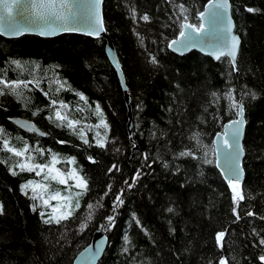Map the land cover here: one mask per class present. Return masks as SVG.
<instances>
[{
    "label": "trees",
    "instance_id": "obj_1",
    "mask_svg": "<svg viewBox=\"0 0 264 264\" xmlns=\"http://www.w3.org/2000/svg\"><path fill=\"white\" fill-rule=\"evenodd\" d=\"M207 1L103 0L104 26L130 97L131 133L128 107L103 38L0 35V79L29 82L15 94L0 85V264H72L97 228L109 242L98 264H218L222 257L228 264H264L259 243L264 238V0H229L240 38L237 72L226 56L214 61L197 51L177 55L168 47L184 22L177 5H184L188 23L199 24ZM229 90L243 103L245 120V198L235 204L216 167L213 145L224 124L237 118L224 95ZM97 105L102 117L95 113ZM56 110L78 121L75 129L67 127V120H57ZM13 117L33 121L45 135L36 138L22 131L10 121ZM101 119L107 129L95 127ZM193 133L199 134L200 145L189 139ZM97 139H105V147ZM5 140L17 149L27 146L25 157L36 164L50 163L55 154L61 172L76 170L87 180L80 207L69 219L43 222L39 212L51 213L52 208L21 190L41 178L16 167L25 157L8 152ZM189 148L200 159L178 157ZM205 152L211 163L205 162ZM71 158L75 163L68 162ZM112 165L118 170L109 172ZM48 184L49 194L63 186ZM118 195L123 203L113 210ZM108 216L114 217L111 226ZM223 230L221 249L215 234Z\"/></svg>",
    "mask_w": 264,
    "mask_h": 264
},
{
    "label": "snow or ice",
    "instance_id": "obj_2",
    "mask_svg": "<svg viewBox=\"0 0 264 264\" xmlns=\"http://www.w3.org/2000/svg\"><path fill=\"white\" fill-rule=\"evenodd\" d=\"M16 4L20 3V0H14ZM6 3V0H5ZM102 3V0H89V2L82 7L87 10V18L90 20L89 24V30L86 32L87 35H95L98 36L101 31H104L102 20L100 19V13L99 8L100 4ZM6 7L8 9H11L12 4H7ZM67 3L64 2V0H61L59 4H57V0H47L46 3L37 4L35 0H33L32 8L38 9V8H48V9H65L67 8ZM177 7L180 9V14L183 16V21L180 25V31H179V40H172L169 44V47L173 46H180L183 49H190L197 47L199 43L202 42V37L205 33L211 34L213 30L217 29L218 24L223 20V18L226 16V10L229 7L228 0H222V2H215L213 3V11H211L208 15V25L209 27H205V13L200 12L199 13V20L201 21L199 24L194 23H188V17L184 15L186 9L183 4L177 5ZM248 12H255L258 11L254 8H247ZM75 12H70L68 15H66L63 11H51V12H43V11H37L33 13V19H27L25 18L22 22L19 20L14 19H7L5 22L0 23V35H20L23 34L24 31H26L29 27L35 25L37 27H41L42 29L44 27L51 26L55 21H61V24L59 25L60 30L62 31H76L78 29L70 28L68 25L71 23L73 18H76ZM11 16V13L9 12V17ZM133 19H135V12L133 11ZM141 19L145 22L149 21L148 15H143ZM43 22L41 24L40 22ZM232 25L231 21L229 20L226 24V26L223 29V32L225 34L231 33ZM40 34H45L42 30ZM238 45H239V38L236 36H230L228 42L225 44V47L227 48V51L225 52L223 48L220 47H214L213 51L210 53L213 55L216 59H220L221 56L227 55L231 58L232 63V70L238 71V66L236 65V56L238 51ZM156 59L152 58V63H156ZM12 63L16 64L17 67H20V63L18 61H13ZM29 82L25 81H12L11 83L0 79V85H4L5 88H9L13 94L16 93V90L23 86L27 87ZM63 87V85H61ZM4 94L2 91H0V95ZM248 93H245L247 95ZM79 95L81 100H86V98L81 93H77ZM225 97L230 101V109L235 111V115L240 117V119L232 120L231 124L228 126L229 131L225 133L226 136L230 137L229 139H224L223 144L226 149L229 151L226 154V164L224 169L222 170V174L224 175L225 179L228 182V186L231 189L232 192V201L235 204L238 201L244 200L245 196L243 194L242 188H241V177H242V168L240 165V159L243 155V147L240 143L241 135H242V126L245 124V121L243 119V112H244V106L241 101H237L233 95V90H229L226 92ZM253 99H255V93L251 94ZM211 96L216 98L217 93L213 92L211 93ZM52 103L55 105L56 101H52ZM61 108H66L67 105H65L63 102H60ZM95 113L99 116H103V113L99 107V105L95 108ZM55 117L59 121H65L67 120V117L62 115L60 110H56ZM78 121L73 120H67V127L71 129H75V125L78 124ZM103 127L105 129L108 128V124L101 119L100 124L96 125L95 127ZM2 131V129H0ZM80 137L83 139V142L85 144H89L88 139L84 138L83 131L79 133ZM198 133H193L192 136L189 137V139L194 140L197 145H200V141L198 139ZM97 137H100V133H96ZM60 143H63L61 141ZM96 143L99 147L103 148L105 147V139H97ZM4 148L7 149L8 152L12 153L16 157H25V154L28 152L27 146H25L22 149H17L14 147H10L7 140L4 141ZM37 151H41L40 149H37ZM178 157H191L192 159H200V157H197L195 152L192 151V149H186L178 153ZM205 162L211 163L212 161L207 160V153H204ZM91 159V157H89ZM145 159H147V156L145 155ZM33 158L31 156L25 157L24 160H18L16 167H18L21 171H29V172H35L37 176L43 175L44 181H55L59 184L67 185L68 180H74L75 184L73 187L80 189L81 191L76 192L75 195V204L73 205V196H63L59 191H56L54 194H47L49 189V184L47 183H41V182H34V181H28L26 184L21 186V190L24 191L25 195H28L26 189L31 188V191L33 195L30 197L32 200L39 199L42 202V205L45 207H51L52 211L51 213H45L43 211L39 212V215L43 222L45 224H60L62 221L69 219L73 214L74 210L78 209L80 207L79 203V197L84 194V192L87 191L88 184L87 180L80 176L76 170H72L71 172L64 173L61 172L59 169L55 168V164L58 162L57 156L55 154L52 155V159L50 163H40L36 164L32 162ZM69 163H75V158H71ZM165 167H167V164H165ZM113 170H118V167L116 165H112L111 168H109V172ZM13 175H16L15 170L12 172ZM139 173H137V176ZM125 183H128L125 181ZM132 185H129L131 187ZM109 190L111 189V185L108 186ZM37 189L40 191L37 192ZM107 194V193H106ZM56 200L58 203L56 206H52L50 201ZM123 201L121 200L120 196L118 195L116 197V202L114 203L115 210L116 207L119 206V204H122ZM88 209H92L93 205L88 204ZM32 210L35 212L37 211V205L32 206ZM168 212H172V208L167 209ZM3 212V206L0 205V214ZM233 213L237 216V219H239V215L236 213V209L233 208ZM247 215L252 216L254 213L248 212ZM88 219H91V213L88 216ZM106 220L111 226L114 222L113 216L106 217ZM139 224V221H137ZM86 227L85 224L81 225V228ZM226 235V230L218 231L215 234V241L216 244L223 249L224 247V238ZM125 242H128V237H124ZM259 243L261 245H264V238H261ZM97 251L99 249L97 248ZM127 251V249H125ZM260 260L264 261V255L260 256ZM218 264H228L227 258L222 257Z\"/></svg>",
    "mask_w": 264,
    "mask_h": 264
},
{
    "label": "water",
    "instance_id": "obj_3",
    "mask_svg": "<svg viewBox=\"0 0 264 264\" xmlns=\"http://www.w3.org/2000/svg\"><path fill=\"white\" fill-rule=\"evenodd\" d=\"M35 2L37 4H42V3H46L47 0H35ZM60 2L61 0H57V4H59ZM64 2L67 3L68 5V7L65 9H48V8L33 9L32 8L33 0H20L19 4H16L14 0H6L7 4H12L11 9H8L6 7L5 0H0V23L5 22L9 18L14 19V20H19L22 22L25 18L33 19L34 18L33 13L37 11L51 12V11L59 10V11H63L66 15H68L70 12H75L77 14L76 18L72 19L68 27L78 29L76 31H62L60 30V27H59V25L61 24V21H55L53 24H51V26L44 27L43 29L41 27H37L33 25L29 27L26 31H24L23 34L15 35V36H10V35H1V36L4 38H17L22 35H36L39 37L49 38V37H55V36L65 34V33H75V34H81L84 36H88L91 38H103L105 40V53L107 55V58L110 64L113 66V68L115 69L117 73V77H118L119 83L123 91V97L128 107L129 120L127 123V130H128V133H131L132 124H131V113L129 109L130 97L127 91V86L125 84V78L122 73L120 62L118 60L115 48L111 40L109 39L106 33L105 26H104L103 12H102L103 0H102V3L100 4L99 13H100V19L102 20V23H103L104 31H101L98 36L86 34V32L89 30L90 20L87 18V10L83 8L82 6L87 4L89 0H64ZM215 2L219 3V2H222V0H215ZM213 3H214V0H208L202 10V12L205 13L204 23H205L206 28L209 27L208 15L211 11L214 10L212 7ZM228 5L229 7L226 10V16L218 24L217 29L213 30L211 34L205 33L204 36L202 37V42L199 43L197 47L190 48V49H183L180 46L169 47V44L172 41L171 40L168 44L170 51L177 55H184L186 53H189L190 51H197L201 54L209 56L214 61L219 60L210 54L213 51L214 47L223 48L224 51L226 52L227 48L225 47V44L228 42L229 37L236 36L239 38V35L235 32V29H234V21H233L232 14H231V4L229 0H228ZM9 12L11 13L10 17H9ZM229 20L231 21V25H232L231 33L225 34L223 32V29ZM40 23L43 24L42 21ZM42 30L45 33L43 35L40 34ZM174 39L179 40L180 39L179 35ZM239 46H240V38H239L238 51H239ZM238 51H237V54H238ZM224 56H226L231 61L230 57H228L227 55H224ZM224 56H221V57H224ZM236 119H240V117L237 116V118L233 120H236ZM243 119H244V113H243ZM10 121L17 128L21 129L22 131L26 133H35L41 137L45 135L35 125V123L29 119L21 118V117H13L10 119ZM231 121H228L227 123L224 124L222 131L217 133L213 140L214 152H215V157H216V167L219 170L227 186H228V182L225 179L224 175L222 174V170L225 167L226 154L229 150L224 147L223 140L224 139L230 140V137L226 136L225 133L229 131L228 126L231 124ZM244 130H245V124L242 126V135L240 139L241 145H242ZM243 157H244V152L240 159L241 168H242ZM243 180H244V171L242 168L241 185L243 183ZM108 243H109L108 236L104 232H102L99 228L95 229L92 233L90 243L86 247H84L75 256L72 264H98L99 260L103 257V254L105 250L107 249ZM97 248L99 249V251H97Z\"/></svg>",
    "mask_w": 264,
    "mask_h": 264
},
{
    "label": "rangeland",
    "instance_id": "obj_4",
    "mask_svg": "<svg viewBox=\"0 0 264 264\" xmlns=\"http://www.w3.org/2000/svg\"><path fill=\"white\" fill-rule=\"evenodd\" d=\"M39 136V135H38ZM55 168L56 169H58L57 168V166H55ZM62 172H64V171H62ZM64 173H68V172H64ZM34 175H36V173L34 172ZM37 176V175H36ZM38 177H40L41 178V183H51V180H49V181H44L43 180V175H41V176H38ZM52 183H55V181L53 182L52 181ZM57 183V182H56ZM59 184V183H58ZM75 184V181L74 180H72L71 182L69 181L68 182V184L67 185H63V186H61L59 189H57V190H55L53 193L52 192H50V194H54L56 191H64V190H66V193L65 194H63V196H69V195H72L73 196V205L75 204V193L76 192H78V189L76 188V189H73V188H71L73 185ZM26 190H28V193H30V194H32L33 195V193H32V191H31V188H29V189H26ZM40 190L39 189H37V192H39ZM49 191V190H48ZM61 193V192H60ZM48 194H49V192H48ZM62 195V194H61ZM53 202H55V204H54V206H56L58 203H62V202H58V201H56V200H52Z\"/></svg>",
    "mask_w": 264,
    "mask_h": 264
},
{
    "label": "flooded vegetation",
    "instance_id": "obj_5",
    "mask_svg": "<svg viewBox=\"0 0 264 264\" xmlns=\"http://www.w3.org/2000/svg\"><path fill=\"white\" fill-rule=\"evenodd\" d=\"M33 134V133H30ZM33 136H35L36 138H41V136H38L37 134H33Z\"/></svg>",
    "mask_w": 264,
    "mask_h": 264
}]
</instances>
